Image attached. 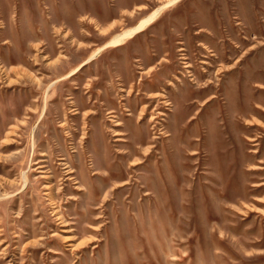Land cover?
Returning <instances> with one entry per match:
<instances>
[{
	"label": "rangeland",
	"instance_id": "rangeland-1",
	"mask_svg": "<svg viewBox=\"0 0 264 264\" xmlns=\"http://www.w3.org/2000/svg\"><path fill=\"white\" fill-rule=\"evenodd\" d=\"M263 86L264 0H0V264H264Z\"/></svg>",
	"mask_w": 264,
	"mask_h": 264
},
{
	"label": "bare ground",
	"instance_id": "bare-ground-1",
	"mask_svg": "<svg viewBox=\"0 0 264 264\" xmlns=\"http://www.w3.org/2000/svg\"><path fill=\"white\" fill-rule=\"evenodd\" d=\"M83 20V19H82ZM135 30H136V28H135ZM133 33V32H132ZM127 34V33H126ZM129 35V34H128ZM127 35V36H128ZM124 37V36H123ZM128 38V37H127ZM110 45V44H109ZM108 45V46H109ZM111 46V45H110ZM105 48V47H104ZM103 49V48H102ZM99 52V51H98ZM95 55V54H94ZM184 64H186V63H184ZM186 67L185 68H188V64H186L185 65ZM187 73H188V71H187ZM189 73H190V71H189ZM189 75V74H188ZM190 76V75H189ZM193 76V75H192ZM179 82V81H178ZM139 84V83H138ZM130 85H133V84H130ZM257 85V84H256ZM258 86H260V85H258ZM264 87V86H263ZM132 88V87H131ZM122 89V88H121ZM133 89V88H132ZM263 89V88H262ZM120 90V89H119ZM125 91V90H124ZM131 92V91H130ZM138 93V92H137ZM161 94V93H160ZM148 95V94H147ZM151 95V94H150ZM149 95V96H150ZM156 95H158V94H156ZM159 96V95H158ZM138 97V96H137ZM155 98H158V97H156V96H154ZM147 98V97H146ZM151 98V97H150ZM159 100H161V104L163 105V107H171V103H172V101H171V99H170V97H168V96H165V95H163V94H161L160 95V97H159ZM73 103V102H72ZM143 106V105H142ZM156 106L157 105H155L154 107H153V110L154 109H156ZM145 107V106H144ZM78 108H81V109H83L81 106H79L78 105ZM73 110H77V109H72L71 111H73ZM166 110V109H165ZM74 113H77L76 111L74 112ZM112 113V112H111ZM142 114V113H141ZM160 114V113H159ZM163 115L165 116V114L163 113ZM162 115V116H163ZM152 117V116H151ZM153 118V117H152ZM254 119V118H253ZM151 120V119H150ZM149 120V121H150ZM153 120V119H152ZM249 121V120H248ZM152 122V121H151ZM248 123H250V122H248ZM159 126L161 127L162 126V124H159ZM159 130V129H158ZM162 129H160V131H161ZM8 132V131H7ZM3 133V132H2ZM162 133H166L165 131H163ZM118 140V139H117ZM120 140H122V139H120ZM247 140V139H246ZM253 151H255V150H253ZM254 153V152H253ZM41 165V164H40ZM132 165V164H131ZM135 165V164H134ZM130 166V165H129ZM42 170V169H41ZM68 173H73V170H71V171H68ZM96 174V171H94L93 173H92V175L94 176ZM47 175V174H46ZM70 175V174H69ZM125 183V182H124ZM91 198V197H90ZM92 201H93V199H92ZM262 239V238H261Z\"/></svg>",
	"mask_w": 264,
	"mask_h": 264
}]
</instances>
